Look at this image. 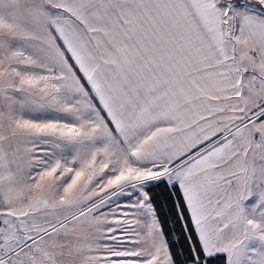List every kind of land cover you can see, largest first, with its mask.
Instances as JSON below:
<instances>
[{
  "label": "snow or ice",
  "instance_id": "6c2138e0",
  "mask_svg": "<svg viewBox=\"0 0 264 264\" xmlns=\"http://www.w3.org/2000/svg\"><path fill=\"white\" fill-rule=\"evenodd\" d=\"M0 264H264V0H0Z\"/></svg>",
  "mask_w": 264,
  "mask_h": 264
}]
</instances>
